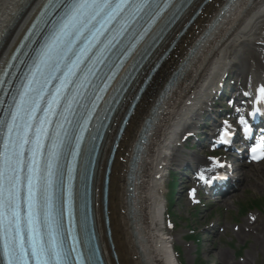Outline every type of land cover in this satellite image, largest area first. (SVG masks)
I'll return each instance as SVG.
<instances>
[{
  "label": "bare ground",
  "instance_id": "bare-ground-1",
  "mask_svg": "<svg viewBox=\"0 0 264 264\" xmlns=\"http://www.w3.org/2000/svg\"><path fill=\"white\" fill-rule=\"evenodd\" d=\"M44 1L0 0V75ZM202 1L197 0L182 15L160 50L167 47ZM175 70L178 74L174 82L163 91ZM235 75L241 78L242 94L248 93L240 100L250 101L253 90L264 85V0H210L160 67L117 146L108 192V236L103 210L104 175L132 95L115 114L101 145L93 193L108 264H181L174 254V239L164 231L166 172L179 163L192 167L191 159L180 156L181 139L198 129L215 97L225 90L226 80ZM205 167L214 175L219 173L213 163ZM224 170L228 173L236 168L226 166ZM232 172L229 176L235 182L250 176ZM250 172L253 176L257 173Z\"/></svg>",
  "mask_w": 264,
  "mask_h": 264
},
{
  "label": "snow or ice",
  "instance_id": "snow-or-ice-1",
  "mask_svg": "<svg viewBox=\"0 0 264 264\" xmlns=\"http://www.w3.org/2000/svg\"><path fill=\"white\" fill-rule=\"evenodd\" d=\"M113 3L114 0H75L71 12L65 16L58 30L53 34L51 43L42 51L40 56L36 72L43 76V69L48 71L50 75L45 78V84L39 85L37 88L33 87L34 83L38 84L34 73L25 90V96H28L32 92H38V95L32 98L35 108L39 107L38 101L43 100L44 96L47 95L44 92V88L51 86L47 81L56 80L58 73L64 67L65 62L68 60L69 55L73 53L76 45L84 38L86 33L90 32L91 35L76 54L72 63L68 65L67 71L60 79L58 87L47 104V114L44 121L35 129L34 140L30 142L27 139V131L31 130L30 124L25 125V137L19 139L18 143L12 138L14 126L19 118L20 110L23 109L25 103L22 98L16 114L11 117L12 125L8 126V140L10 142L7 144L3 141L0 142V258H3L6 264H33V262L34 264H69V261L72 259H82L75 244H73L70 250H65L62 244L58 242V226L65 214V204L70 203L72 197V177L70 173H61L57 169V150L62 146L63 141L58 140L54 143L52 150L47 153L48 158L43 170L39 166L38 158L45 156V142L50 139L47 134L48 118L56 115L55 110L60 108L61 101L71 87L73 79L81 71L82 65L88 60L92 50L101 44L105 34L109 32V29L116 23L117 18L120 17L121 13L129 5H133L132 15L136 17L138 14L144 12L149 4H156V0H117L115 6H113ZM174 3H177V0H166L153 19L152 24H155L156 20ZM179 7L180 4H177V11ZM108 9H111V11H108ZM132 22L134 21H130L127 18L122 20L119 30L114 32L103 43L99 55L90 64L81 82L76 85V94L72 96L64 110L65 112L71 113L73 107L83 98V92L87 91V85L91 83V77L100 71L98 65L107 59L105 53L120 42V39L128 31ZM151 27L152 25H149L145 29V33ZM140 39H143V35ZM137 43H139V40ZM134 47L135 45H133ZM109 87L110 81L103 85V89ZM257 91L259 100L264 101V85H261ZM245 95L247 96L248 93H245ZM102 98V93L95 97V102L90 105L86 118L81 122L79 129L80 136L75 141L74 161L76 154L79 153V146L83 142L84 133L88 131V125L91 123L96 109L99 108L98 102ZM260 111V108H257L255 111L249 113V115L255 118ZM63 119L67 121L68 117L63 116ZM240 123L243 125L242 130L245 135L250 134L252 129L248 125V122L241 118ZM57 127L63 128V125L61 124ZM19 135V132H17L16 136L18 138ZM56 135L60 137L61 133L58 131ZM226 135H230V133L222 131L217 143L227 144L228 140L224 139ZM29 143H31L32 159L29 162L30 167L26 170L23 166L24 161L20 157L25 151L24 145ZM258 146L253 147L249 151L255 152ZM262 158H264V155H252L249 157L253 161ZM220 167H223V164ZM25 172L26 175L21 176V173ZM199 178L207 184H212L213 181L223 179V177L217 176L206 179L203 174ZM65 181H67V184H65ZM21 191L25 194L24 199L26 202L27 246L23 239L24 232L21 228ZM42 216L43 223L47 226L46 240L42 237L40 230ZM255 219L256 217H252V220ZM73 252L77 253L75 257L72 256Z\"/></svg>",
  "mask_w": 264,
  "mask_h": 264
},
{
  "label": "rangeland",
  "instance_id": "rangeland-1",
  "mask_svg": "<svg viewBox=\"0 0 264 264\" xmlns=\"http://www.w3.org/2000/svg\"><path fill=\"white\" fill-rule=\"evenodd\" d=\"M243 62L244 60L240 64ZM234 77L238 78L236 75ZM230 94L228 90L225 92V95ZM225 95L216 100V110L212 112V107L209 115L214 116L218 110L228 109L225 105ZM207 115L203 116L197 130L181 139V158L191 159L190 164L201 169L206 163H211L210 157L215 154L219 160H225L236 167L235 160L228 153L223 150L213 151L211 143L205 139V133L209 132L206 125L214 123V119L206 120ZM216 119L221 122L228 119L234 124L232 112L224 117L215 116ZM181 164L167 170L164 191L167 203L164 231L174 239V254L180 262L264 264V160L261 165L236 169L238 173H247L250 176H242L239 181L234 182L236 192L232 199L243 200L234 206L225 205L214 198H206L204 193L200 202L193 205L187 194L190 188L196 185L197 179L193 176V169L182 168ZM250 170H255L256 175L253 176ZM172 183H175V199L173 204H170ZM256 199L260 202L258 207L251 205V201ZM252 217L256 219L252 220Z\"/></svg>",
  "mask_w": 264,
  "mask_h": 264
},
{
  "label": "trees",
  "instance_id": "trees-1",
  "mask_svg": "<svg viewBox=\"0 0 264 264\" xmlns=\"http://www.w3.org/2000/svg\"><path fill=\"white\" fill-rule=\"evenodd\" d=\"M171 192L169 194V200H170V203L173 204L174 202V199H175V183H172L171 184ZM253 203H255V201H253Z\"/></svg>",
  "mask_w": 264,
  "mask_h": 264
},
{
  "label": "clouds",
  "instance_id": "clouds-1",
  "mask_svg": "<svg viewBox=\"0 0 264 264\" xmlns=\"http://www.w3.org/2000/svg\"><path fill=\"white\" fill-rule=\"evenodd\" d=\"M188 196H189V198H191V196H192V191H189V192H188ZM193 203H196V201H193Z\"/></svg>",
  "mask_w": 264,
  "mask_h": 264
}]
</instances>
